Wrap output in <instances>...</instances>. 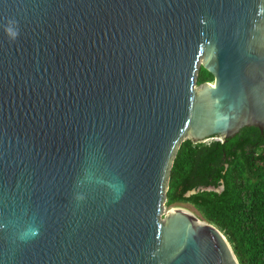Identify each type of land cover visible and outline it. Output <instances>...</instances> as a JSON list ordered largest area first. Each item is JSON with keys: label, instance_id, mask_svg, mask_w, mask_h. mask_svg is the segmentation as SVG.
<instances>
[{"label": "water", "instance_id": "1", "mask_svg": "<svg viewBox=\"0 0 264 264\" xmlns=\"http://www.w3.org/2000/svg\"><path fill=\"white\" fill-rule=\"evenodd\" d=\"M244 127L264 139V0H0V264H238L162 216L181 143Z\"/></svg>", "mask_w": 264, "mask_h": 264}, {"label": "trees", "instance_id": "2", "mask_svg": "<svg viewBox=\"0 0 264 264\" xmlns=\"http://www.w3.org/2000/svg\"><path fill=\"white\" fill-rule=\"evenodd\" d=\"M212 80L200 67L196 85ZM178 204L192 207L199 219L216 227L238 264H264V139L260 130L244 127L223 143H181L165 205Z\"/></svg>", "mask_w": 264, "mask_h": 264}, {"label": "rangeland", "instance_id": "3", "mask_svg": "<svg viewBox=\"0 0 264 264\" xmlns=\"http://www.w3.org/2000/svg\"><path fill=\"white\" fill-rule=\"evenodd\" d=\"M212 141H215V140H208V141H205L204 143L208 144V143H210ZM171 208L184 209V210H187L189 212H192L194 215L198 216L197 213H196V211L192 207H190L188 205H185V204H178V205H172V206H169V207H167L165 205V207H164V214H163L162 218L164 217V215H166L167 210H169Z\"/></svg>", "mask_w": 264, "mask_h": 264}, {"label": "clouds", "instance_id": "4", "mask_svg": "<svg viewBox=\"0 0 264 264\" xmlns=\"http://www.w3.org/2000/svg\"><path fill=\"white\" fill-rule=\"evenodd\" d=\"M8 32L11 34L12 38H15L18 34L17 32L12 31L11 29H8Z\"/></svg>", "mask_w": 264, "mask_h": 264}, {"label": "bare ground", "instance_id": "5", "mask_svg": "<svg viewBox=\"0 0 264 264\" xmlns=\"http://www.w3.org/2000/svg\"><path fill=\"white\" fill-rule=\"evenodd\" d=\"M174 209H180V208H174Z\"/></svg>", "mask_w": 264, "mask_h": 264}]
</instances>
